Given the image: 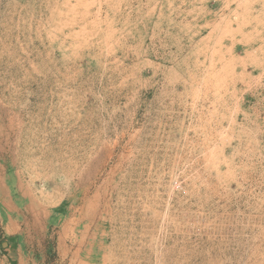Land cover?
<instances>
[{
    "label": "rangeland",
    "instance_id": "374dc122",
    "mask_svg": "<svg viewBox=\"0 0 264 264\" xmlns=\"http://www.w3.org/2000/svg\"><path fill=\"white\" fill-rule=\"evenodd\" d=\"M72 245L264 264V0H0V264Z\"/></svg>",
    "mask_w": 264,
    "mask_h": 264
},
{
    "label": "crops",
    "instance_id": "0c3cea01",
    "mask_svg": "<svg viewBox=\"0 0 264 264\" xmlns=\"http://www.w3.org/2000/svg\"><path fill=\"white\" fill-rule=\"evenodd\" d=\"M74 243V242H72ZM82 251V250H80ZM79 254V252L77 251V248L72 245V246H68V250H67V260L69 262V264H75L79 261V259L77 258V255Z\"/></svg>",
    "mask_w": 264,
    "mask_h": 264
}]
</instances>
